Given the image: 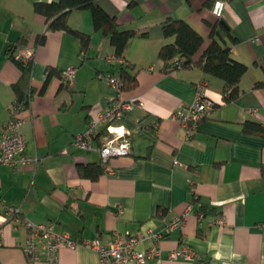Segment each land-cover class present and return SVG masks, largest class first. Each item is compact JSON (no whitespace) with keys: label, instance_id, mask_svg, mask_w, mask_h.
Returning a JSON list of instances; mask_svg holds the SVG:
<instances>
[{"label":"crops","instance_id":"0c3cea01","mask_svg":"<svg viewBox=\"0 0 264 264\" xmlns=\"http://www.w3.org/2000/svg\"><path fill=\"white\" fill-rule=\"evenodd\" d=\"M38 1L51 0H0V135L22 76L8 48L26 39L18 51L34 48V94L22 112V132L27 152L38 159L0 163V264H100L98 252L84 245L62 247L55 263L31 261L22 247L29 222L53 223L74 239L103 243L149 230L159 235L158 241L138 244L139 250L157 246L159 258L123 264H264V136L243 130L250 120L264 125V86L255 87L264 81V0H225L221 16L214 14L212 0H98L122 28L138 33L122 58L94 28L90 9L74 10L69 18L72 28L91 35L84 53L76 35L47 30L44 16L34 11ZM167 18L187 20L205 37L204 48L219 19L229 26L238 39L232 44L226 38L232 54L248 65L235 101L224 100L222 79L199 67L164 70L159 50L172 41L162 32ZM44 32L45 42L34 46ZM121 66L137 76L138 85L118 93L105 75H119ZM48 67L61 73L75 67L76 77L68 84L54 76L41 93ZM202 81L214 108L188 137L173 114L194 101ZM118 98L134 101L116 122L128 131L130 153L112 157V171L97 179L82 177L80 165L104 166L99 148L108 134L102 124L90 151L74 139ZM9 207L20 213L10 216ZM177 217L182 226L169 232L167 223ZM182 246L201 259H171L169 252Z\"/></svg>","mask_w":264,"mask_h":264},{"label":"built area","instance_id":"2783aa9c","mask_svg":"<svg viewBox=\"0 0 264 264\" xmlns=\"http://www.w3.org/2000/svg\"><path fill=\"white\" fill-rule=\"evenodd\" d=\"M225 7V0H216L213 5V12L221 16ZM17 59L23 58L25 62L34 59V48L27 47L23 51L16 53ZM63 81L72 84L76 77V68L69 67L63 71ZM106 81L118 92L122 91L121 78L112 73L105 75ZM134 106L133 100L118 98L114 100L105 111H99L91 119L87 130L78 134L74 139V144L85 150H92V138L101 131V125H105L108 134L105 142L100 146L105 171H112L109 164L114 156H123L130 153V141L127 137L128 131L124 125L117 124L125 116L126 112ZM214 108V101L207 96V82L202 81L197 86L196 97L190 104L184 105L174 111V118L179 120L186 128L187 136L190 137L196 122L210 115ZM25 106L20 101L14 102L11 108L10 118L4 124L0 135V163L5 165H19L37 163V157L27 152L26 137L22 132L24 121L22 112ZM7 213L10 216H17L20 213L18 207H9ZM220 223H224L222 218ZM183 220L179 217L167 223V230L173 231L182 226ZM28 238L22 246L24 252L33 262L45 260L55 263L59 256V251L64 246L77 247L84 245L96 250L99 254L100 264H123L127 262L146 263L149 260L157 259L161 256V249L157 246L146 250H139L138 244L141 241H158L159 235L151 230L139 237H129L116 235L110 242L103 243L100 240L88 241L72 238L66 232L55 230L53 223L33 224L27 223ZM171 259L200 260V255L191 247L182 246L169 252Z\"/></svg>","mask_w":264,"mask_h":264},{"label":"trees","instance_id":"16d2710c","mask_svg":"<svg viewBox=\"0 0 264 264\" xmlns=\"http://www.w3.org/2000/svg\"><path fill=\"white\" fill-rule=\"evenodd\" d=\"M78 9L91 10L94 28L109 37L116 56L122 58L130 41L138 33L134 29L122 28L118 18L106 12L99 5L98 0H51L34 3V11L44 16L48 31L63 30L76 35L80 40L81 50L85 53L91 44V35L72 28L69 23L72 11ZM162 32L166 39H172V41L163 44L159 50V57L165 62L164 70L166 72H174L185 67H199L206 75L223 80V96L226 102L235 101L239 97L242 92L240 84L248 70V65L233 56L232 47L226 38L232 44H236L238 39L223 20L219 19L211 27L210 42L205 48V37L185 19L167 18L162 23ZM45 40L46 32L39 34L34 46L43 44ZM25 44H28L26 39H19L9 46L8 52L22 69L20 80L13 86L16 93L14 102L20 101L27 108L34 94V89L29 87L33 60L25 62L22 57L19 59L15 57L19 52L18 48ZM200 52L201 54L198 56ZM261 64L264 67V60ZM118 72L123 83L122 90H131L137 87V76L132 74L128 68L121 66ZM58 75L63 77L56 68L48 67L40 92L44 93L52 77ZM25 86H28V89ZM263 86L264 81L255 83V87ZM243 130L246 133L264 136V125L257 121L244 122ZM78 169L82 177L93 180L104 172V166L98 164L80 165Z\"/></svg>","mask_w":264,"mask_h":264}]
</instances>
